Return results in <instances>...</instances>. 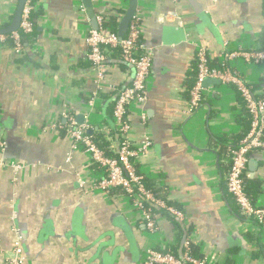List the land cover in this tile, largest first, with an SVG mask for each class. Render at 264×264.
I'll return each instance as SVG.
<instances>
[{"label": "crops", "instance_id": "1", "mask_svg": "<svg viewBox=\"0 0 264 264\" xmlns=\"http://www.w3.org/2000/svg\"><path fill=\"white\" fill-rule=\"evenodd\" d=\"M92 1L103 15L128 4ZM194 1L205 21L187 0H139L136 10L152 66L147 101L128 114L130 135L137 142L152 141L139 158L146 182L186 215L182 226L159 215V230L152 236L121 195L83 193L78 177L89 180L87 156L71 147L62 129L50 128L63 124L61 113L68 109L77 122L88 115L94 130L104 133V127L114 125L116 89L131 78L118 49L108 48L109 67L98 90L79 24L81 0H36L40 16L33 19L31 44L19 54L10 44H0V137L5 141L0 151V264L14 255L18 238L20 264H138L147 246L180 253L186 227L210 263L264 264V231L236 214L225 190L229 151L210 139L232 144L246 132L249 116L237 88L208 84L196 112L185 114L195 44L206 47L213 66L241 43L245 49L261 48L264 0ZM16 2L0 0V27L9 23ZM231 64L247 81H259L260 65L242 59ZM93 93L91 108L87 102ZM250 160L256 164L253 170L247 166L248 189L264 207V159L255 155ZM126 224L127 233L121 227ZM107 242L94 258L99 244Z\"/></svg>", "mask_w": 264, "mask_h": 264}, {"label": "built area", "instance_id": "2", "mask_svg": "<svg viewBox=\"0 0 264 264\" xmlns=\"http://www.w3.org/2000/svg\"><path fill=\"white\" fill-rule=\"evenodd\" d=\"M79 12L85 43L87 45L86 60L89 61L96 72L98 90L100 81L108 70V48L120 49L121 61L131 67V78L128 84L116 89L111 128L104 127V138L108 140L115 156H108L92 137L94 131L88 115L84 116L82 123H77L75 116L64 109L61 113L63 124L60 122L50 125L52 129H62L64 135L71 141L74 150H81L87 156V173L89 180L78 177V185L83 193L109 194L113 189L121 188L125 195H121L124 204L128 205L138 217L149 236L156 235L159 230L158 216L166 215L178 223L185 225L184 210L169 199L157 192L147 189L145 185L146 174L141 170L139 158L145 154L152 145L150 139L140 142L131 138V123L129 111L134 107H143L148 96V76L151 73L152 53L144 51L141 44L142 23L139 15L135 13L131 18L127 30L122 38L117 33L103 28V14L96 13L97 29L89 26V18L85 8L79 4ZM95 8V7H94ZM37 9L36 0H25L21 13V20L17 30L8 34H0V44L7 38L13 40V49L19 54L24 49L20 31L29 33L33 29L32 11ZM223 60L218 66L211 65V59L205 46L195 44L196 72L193 84L188 91L185 102L187 116L196 112L203 98V81L213 78L222 84L234 85L245 102L250 117V128L240 140L238 146L229 149V170L226 174V187L232 194L240 210L264 231V207L252 203L244 192V178L247 175L249 160L258 155L264 159V42L261 48L245 49L243 44L234 50H226ZM242 59L247 64H258L262 72L257 82L247 81L240 70L231 63ZM258 85V87H255ZM96 94L87 102L92 108ZM141 123L146 122L144 113L140 115ZM5 149V141L0 137V151ZM96 165L97 169L92 170ZM15 169L20 166L12 164ZM115 196H113L114 198ZM196 243L193 232L187 229L181 243L179 254L170 250L147 246L142 250L138 264H213L203 255L201 257L192 253L191 245ZM13 256L2 264H20L23 260V251L18 238L15 241Z\"/></svg>", "mask_w": 264, "mask_h": 264}, {"label": "trees", "instance_id": "3", "mask_svg": "<svg viewBox=\"0 0 264 264\" xmlns=\"http://www.w3.org/2000/svg\"><path fill=\"white\" fill-rule=\"evenodd\" d=\"M38 8V7H37ZM124 13V9L123 7H121L120 9L117 10V12L113 15H103V20H102V26L103 28H107L109 30H111L112 32H115L117 33V27H118V24H119V20H120V16H122ZM35 16H40V12H37V9L35 11H32L31 14H30V18L33 20ZM34 21V20H33ZM4 27V26H3ZM34 32H35V22H33V29L31 32L29 33H23L20 31V35H21V39H22V44L23 45H29L31 44L32 40L34 39ZM5 44H10L11 46H13V40L10 39L9 37L7 38V40L5 41ZM118 49V51L120 52V49L118 47H116ZM196 64V63H195ZM195 72H196V65H195V70H194V73H193V76H192V81H194V77H195ZM193 84V82H192ZM189 86V85H188ZM255 87H258V85H255ZM190 89V88H189ZM189 91V90H188ZM188 93V92H187ZM239 93V92H238ZM239 97L241 99V102H242V105H243V109H244V112L247 116H249L248 114V111L246 109V106H245V102L244 100L242 99L240 93H239ZM188 99V97H187ZM114 104L115 102L113 103V108H114ZM250 128V117H249V121H248V127H247V130L246 132H244V134L241 136V138H239L235 143H226L225 139L223 138H218V137H211L210 139L213 140V143L218 146V148H222L225 149V151H229V149H233L235 147L238 146V143L240 142V140L247 134L248 130ZM94 133L92 134V137L93 139L96 141L97 145L102 149L104 150V152L108 155V156H115L114 154V150H112V148L110 147L111 143L106 140L104 138V135L102 132H99V130H94L93 131ZM228 157L230 159V154L228 152ZM97 169L96 165H94L92 167V170L95 171ZM229 170V167L227 169V172ZM145 185L147 187V189L153 191V192H156V190L154 191V187H152V185H149L146 180H145ZM225 190H226V194L227 196L232 199L233 201V204H234V207H235V212L236 214L239 216V219L243 220V221H249L251 219L247 218L246 215L240 210L238 204L236 203V201L234 200L233 196L231 193H229V191L227 190V187L225 186ZM244 192H245V195L250 199V201L252 203L255 202V196H256V193L255 194H252L249 189H248V185H247V178L245 176L244 178ZM258 192V191H256ZM110 196H117V195H125L124 191L121 189V188H118V189H113L111 191V193L109 194ZM252 221V220H251ZM155 248H158V247H155ZM191 249H192V253L197 256V257H201L202 255L199 253V250H200V247L198 244H194L192 243L191 245ZM173 252V251H172ZM174 253V252H173ZM176 254H179V253H176Z\"/></svg>", "mask_w": 264, "mask_h": 264}, {"label": "water", "instance_id": "4", "mask_svg": "<svg viewBox=\"0 0 264 264\" xmlns=\"http://www.w3.org/2000/svg\"><path fill=\"white\" fill-rule=\"evenodd\" d=\"M138 1L139 0H128L127 7L125 8L122 17L120 18L118 28H117V35L119 38H122L124 36L131 18L136 13V10L138 8ZM187 1L193 7L195 13H197L201 17V19H203L205 21L206 19H205V16H204V13H203L201 7H199L194 0H187ZM24 4H25V0H17L14 12L12 14V17L6 26L0 27V34H8L12 31L17 30V28L19 27V24H20L21 13H22V9H23ZM81 4L86 10V13H87V16L89 18L91 27L94 29H97V24L95 21L96 12H95L93 1L92 0H81ZM218 83H220V81L217 79L206 78L203 81V86L205 87L208 84H218ZM77 120H78L77 123H82V116H79L77 118ZM248 163H249L250 169L252 168V170H253L255 167H252V166L253 165L255 166L256 160H249ZM119 221H121V219ZM121 227L126 233L129 232V226L127 224L122 225ZM128 238L132 242L131 238L130 237H128ZM109 244H110L109 242L100 243L99 247L97 248V251H96L97 253L94 256V258L98 257V253H99L101 247H103L104 245H109Z\"/></svg>", "mask_w": 264, "mask_h": 264}]
</instances>
